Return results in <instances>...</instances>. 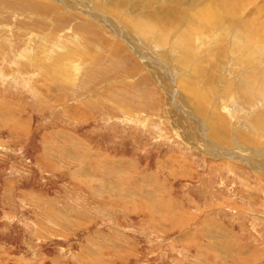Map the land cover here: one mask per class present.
I'll use <instances>...</instances> for the list:
<instances>
[{"label": "rangeland", "instance_id": "1", "mask_svg": "<svg viewBox=\"0 0 264 264\" xmlns=\"http://www.w3.org/2000/svg\"><path fill=\"white\" fill-rule=\"evenodd\" d=\"M127 1L0 0V264H264V0Z\"/></svg>", "mask_w": 264, "mask_h": 264}, {"label": "bare ground", "instance_id": "2", "mask_svg": "<svg viewBox=\"0 0 264 264\" xmlns=\"http://www.w3.org/2000/svg\"><path fill=\"white\" fill-rule=\"evenodd\" d=\"M118 1H120V0H118ZM124 2H128L127 0H123ZM151 1V0H150ZM177 1V0H176ZM176 1H175V3H176ZM227 1V0H226ZM226 1H224V2H226ZM116 2V1H115ZM143 2V1H142ZM221 2V1H220ZM119 3V2H118ZM129 3V2H128ZM179 4V3H178ZM230 4V3H229ZM236 4V3H235ZM88 5H90V4H88ZM224 5H226V4H224ZM223 5V6H224ZM241 5V4H240ZM86 7H87V5H85ZM178 6V5H177ZM176 6V7H177ZM221 6V5H220ZM243 6V5H242ZM74 7V6H73ZM88 7H90V6H88ZM224 8V7H223ZM231 8V7H230ZM235 8V7H234ZM239 8V7H238ZM240 8H244V6L243 7H240ZM239 8V9H240ZM81 9L83 10V12H88V10H90L91 8H85V7H82L81 6ZM132 9V8H131ZM146 9V8H145ZM233 9V7L231 8V10ZM147 10V9H146ZM217 10H219V9H217ZM227 10V9H226ZM238 10V9H237ZM242 11L244 10V9H241ZM138 11H140V10H138ZM220 11V10H219ZM230 11V10H229ZM242 11H240V12H242ZM185 12H187L188 13V10H186L185 9ZM216 12L217 11H215L214 10V7L213 6H207L206 8H201V9H197V10H195L194 12H191V14H190V19H189V22L191 23V24H193L194 26H200V24H203L204 23V19H205V21H208L209 19H212L213 18V16L215 17L216 16ZM222 12H224V11H222ZM233 11H231V12H227V14L228 13H232ZM93 15L95 14V15H97L98 17H100V19L101 20H103L104 21V23L106 24V18H105V15L103 14V13H101V12H94V11H92L91 12ZM184 13V12H183ZM234 13H236V12H234ZM224 14H226V13H224ZM223 14V15H224ZM262 14V13H261ZM253 15V14H252ZM219 16L221 17L222 16V13H221V15L219 14ZM260 17H262L261 15H259ZM152 17V16H151ZM216 17H218V16H216ZM236 17V16H235ZM238 17H239V15H238ZM219 18V17H218ZM232 18V17H231ZM251 18H252V20H253V17L251 16ZM105 19V20H104ZM136 20H140L141 22H139L138 23V25H139V27H141V28H143L144 30H145V32L146 33H150V31L148 32V26H149V23H151V20L149 21L148 20V18H146V19H144V17H143V19H140V18H135ZM151 19V18H150ZM179 19V18H178ZM237 19V18H236ZM241 19V18H240ZM246 19V18H245ZM258 19V18H257ZM234 20V19H233ZM238 21H239V19H237ZM244 20V19H243ZM247 20V19H246ZM249 20V19H248ZM247 20V21H248ZM251 20V21H252ZM256 20V19H255ZM254 20V21H255ZM178 21V20H177ZM215 21H217V20H215ZM223 21V20H222ZM264 21V20H263ZM117 22H118V20H117ZM134 22V21H133ZM136 22V21H135ZM209 22V21H208ZM249 22V21H248ZM247 22V23H248ZM173 23V22H172ZM229 23H233L232 21L231 22H229ZM251 23V22H250ZM253 23V22H252ZM259 23H260V21H259ZM155 24V23H154ZM158 24V23H157ZM157 24H155V25H157ZM205 24H206V22H205ZM210 24H212L211 22H210ZM209 24V25H210ZM219 24V23H218ZM239 24V23H238ZM242 24V22L240 23V25ZM208 25V24H207ZM239 25V26H240ZM203 26V25H202ZM152 27H153V25H152ZM247 27H249V26H247ZM251 28H252V25L250 26ZM249 27V28H250ZM148 28V29H147ZM151 28V27H150ZM260 28H261V26H260ZM260 28H259V31H260ZM155 29V28H154ZM160 29V28H159ZM207 29H208V27H207ZM217 29V28H216ZM149 30H151L152 32H153V30L152 29H149ZM168 29H166V31H167ZM212 29H210L209 31H211ZM229 30V29H228ZM245 30H247V34L250 32L249 30H248V28H246ZM160 31V30H159ZM263 31V28H262V30H261V32ZM162 32V31H161ZM258 32V30L256 31V33ZM244 33H245V31H244ZM162 35H160V37L162 38V40L164 39V36L167 34L168 35V33H165L164 32V34L165 35H163V32L161 33ZM250 35H251V33H249ZM262 34V33H261ZM158 35V36H159ZM236 35H239V34H236ZM235 35V36H236ZM260 35V34H259ZM234 36V37H235ZM253 36H256V34H254ZM261 36V35H260ZM191 37V36H190ZM237 37V36H236ZM257 38H258V36H256ZM160 38V39H161ZM185 38H187V37H185ZM159 39V40H160ZM236 38H233V40H235ZM237 39H238V37H237ZM236 39V40H237ZM252 39H254V38H252ZM165 40V39H164ZM188 40V39H187ZM241 39H239V41H240ZM161 41V40H160ZM259 40H257V43H260V42H258ZM261 41V40H260ZM188 42V41H187ZM44 45V44H43ZM55 48V47H54ZM220 49V48H219ZM52 50V49H51ZM263 50V49H262ZM48 54H49V52H48ZM253 55H254V53H252ZM46 57H48V56H46ZM50 57V56H49ZM80 58V57H79ZM53 59V58H52ZM52 59L50 60V61H52ZM58 59H56L55 61H57ZM243 60V59H242ZM252 63V62H251ZM79 64V63H78ZM249 64V63H248ZM255 64V63H254ZM256 65V64H255ZM45 66V65H44ZM78 66V65H77ZM250 66H253V65H251V64H249V66L247 67V69L245 70V76L247 77H245L246 79L244 80V83L243 84H246V86H250V85H252V86H254V80H259V78H262V80L264 79V72L263 71H259L258 70V68H256L255 67V69L256 70H254V69H252V68H250ZM47 67V66H46ZM68 67H69V65H68ZM74 67V66H73ZM80 67V66H79ZM64 69V68H63ZM251 69V70H250ZM51 73V72H50ZM244 75H243V77H244ZM240 77V76H239ZM241 78V77H240ZM191 80V79H190ZM243 80V79H242ZM264 81V80H263ZM179 83H181V82H179ZM252 83V84H251ZM182 84H184V83H182ZM240 84H242L241 82H240ZM242 84V85H243ZM181 85V84H180ZM186 85H189L188 83H186L185 84V87H186ZM194 85V84H193ZM202 86V85H201ZM245 86V85H244ZM245 86V87H246ZM185 87H183V88H185ZM189 88H188V90L190 89V87L191 86H188ZM193 87V86H192ZM191 87V88H192ZM195 88H196V86H195ZM207 88V87H206ZM246 88H252V87H246ZM197 89V88H196ZM214 89V88H213ZM211 91V90H210ZM196 90L193 88V89H191V93H190V95H192L193 97H195V95H196ZM198 92V91H197ZM186 94H188V92L186 93ZM189 95V94H188ZM191 96V97H192ZM205 98H206V96H205V92H203L202 91V93H201V98L199 99V100H197V101H195V103H196V105H197V112H200V110H201V114L202 115H205L206 114V112H207V106H206V103H205ZM191 99V102H192V98H190ZM224 104V103H223ZM228 107V106H227ZM221 109H222V107H221ZM210 110V109H209ZM215 110V109H214ZM214 110H213V112H214ZM221 111V110H220ZM213 112H211V114L210 115H212L213 114ZM217 118V117H216ZM209 120V122H212V121H215L214 120V118H211V119H208ZM222 120V119H221ZM217 122V121H216ZM17 126H18V124H17ZM210 131H211V136H214V137H217V131H216V125H215V123H211L210 124ZM224 141V140H223ZM191 144V143H190Z\"/></svg>", "mask_w": 264, "mask_h": 264}]
</instances>
